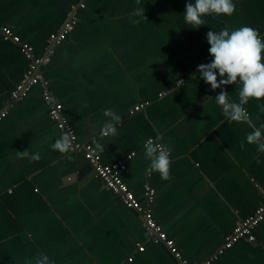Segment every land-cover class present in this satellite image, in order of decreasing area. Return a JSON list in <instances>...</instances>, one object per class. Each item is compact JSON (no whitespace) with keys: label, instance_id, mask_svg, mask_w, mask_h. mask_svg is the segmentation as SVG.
<instances>
[{"label":"crops","instance_id":"0c3cea01","mask_svg":"<svg viewBox=\"0 0 264 264\" xmlns=\"http://www.w3.org/2000/svg\"><path fill=\"white\" fill-rule=\"evenodd\" d=\"M188 2L0 0V27L30 44L39 58L49 35L61 29L74 6L84 5L75 12L74 29L40 66L46 86L35 85L13 103L9 93L29 61L0 36V112L7 111L0 121V264H35L41 253L53 264H181L150 240L139 215L104 187L81 153L52 149L60 136L44 92L102 164L135 153L122 179L140 201L145 183L155 190L152 215L187 264H204L264 200V153L247 143L252 129L229 122L213 100H204L221 89L212 91L196 71L211 62L210 30L250 26L264 39V0H233V15L203 17L198 29L184 22ZM143 7L145 19L133 15ZM224 90L238 102V84ZM259 104L264 100L245 106L257 127L264 123ZM105 109L122 121L117 135L101 140ZM149 138L171 149L169 180L155 172L146 176L143 145ZM28 149L29 157L17 155ZM37 152L40 159L31 160ZM210 264H264V220L255 241L234 243Z\"/></svg>","mask_w":264,"mask_h":264},{"label":"clouds","instance_id":"9594fccd","mask_svg":"<svg viewBox=\"0 0 264 264\" xmlns=\"http://www.w3.org/2000/svg\"><path fill=\"white\" fill-rule=\"evenodd\" d=\"M139 3L140 0H137V4ZM144 11V7L137 8L133 15L143 16L145 19ZM235 11L236 5L233 0H194V3L189 0L183 18L191 28L198 29L205 24L203 17L231 16ZM206 39L210 45L208 51L211 62L198 65L196 71L199 73V78L210 85L212 91L217 89L221 91L215 98L206 96L204 100H213L222 109L223 116L229 122L247 124L252 129L246 137L247 143L256 145L257 151L264 153V123L257 127L245 107L251 100H264V39L250 26L236 29L225 27L219 32L210 30L206 34ZM237 84L239 85L238 102L231 100L230 95L224 90L228 85ZM258 107L264 112V104H259ZM103 116L106 121L99 133L101 140L117 135V125L122 121L121 116L113 109L103 110ZM51 147L60 153H68L72 147L71 133L66 131L55 139ZM143 147L145 157L149 161L147 170L159 174L162 180H169L171 149L151 138ZM96 148L103 151L104 145L97 142ZM16 152L21 158L30 155L29 149ZM30 159L38 161L39 153L31 155ZM35 264H53V262L47 255L41 253L35 257Z\"/></svg>","mask_w":264,"mask_h":264},{"label":"built area","instance_id":"2783aa9c","mask_svg":"<svg viewBox=\"0 0 264 264\" xmlns=\"http://www.w3.org/2000/svg\"><path fill=\"white\" fill-rule=\"evenodd\" d=\"M78 8H84V5L80 4L78 6H74L72 8V15L63 24L61 29L49 35L45 48L46 54L43 58L36 57L34 55L33 47L28 43L22 42L20 38L12 32L11 29L7 27H0L1 38L17 45L23 56L29 61L27 71L23 74L22 79L9 93V103H13L24 98L37 84H41L42 87L46 86V83L43 81L40 73V66L49 60V53L52 46L63 41V39L74 29L75 25L77 24L75 12ZM184 80L185 79H178L176 83L181 84L184 82ZM159 96H161V94ZM43 99L48 105V116L54 122L59 136L63 135L66 131L71 133L72 147L69 152L81 153L84 159L91 164L96 177L101 181L104 187L107 188L115 197H117L124 207L136 212L139 215L142 220V227L153 243L163 244L177 261L181 262V264H187L182 261L181 253L176 248L174 241L166 235L152 215L150 204L153 200L155 190L149 184L145 183L143 185V200L140 201L135 197L133 191L124 183L122 179V173L125 171L128 161L134 156L135 153L131 152L122 157L120 160L109 165L102 164L100 161V156L93 146L88 142L80 141L77 137L74 127L66 118L62 116L61 105L55 103L48 92L43 93ZM146 105H148L147 102L140 103L136 105L130 111V113L139 111ZM6 114V110L0 112V121L6 116ZM156 142L160 143L158 141ZM152 173L153 172L150 173L148 170H146L147 177H149ZM263 220L264 200L256 207L251 215L242 219L234 226L232 231L224 237L221 248L218 249L217 252L214 253L209 259H207L204 264H210L217 259L218 255L221 254L224 249L230 248L234 243L240 240H246L248 242L255 241V230ZM143 249V246L140 245L137 248V250L140 252H142ZM130 260L131 259H129V261Z\"/></svg>","mask_w":264,"mask_h":264},{"label":"bare ground","instance_id":"6f19581e","mask_svg":"<svg viewBox=\"0 0 264 264\" xmlns=\"http://www.w3.org/2000/svg\"><path fill=\"white\" fill-rule=\"evenodd\" d=\"M248 217V216H247Z\"/></svg>","mask_w":264,"mask_h":264}]
</instances>
